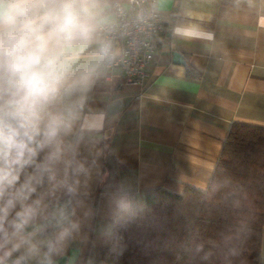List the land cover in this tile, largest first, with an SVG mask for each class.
Wrapping results in <instances>:
<instances>
[{"label":"clouds","instance_id":"9594fccd","mask_svg":"<svg viewBox=\"0 0 264 264\" xmlns=\"http://www.w3.org/2000/svg\"><path fill=\"white\" fill-rule=\"evenodd\" d=\"M159 0H0V264H57L96 218L92 107ZM110 206L124 211L117 190Z\"/></svg>","mask_w":264,"mask_h":264},{"label":"crops","instance_id":"0c3cea01","mask_svg":"<svg viewBox=\"0 0 264 264\" xmlns=\"http://www.w3.org/2000/svg\"><path fill=\"white\" fill-rule=\"evenodd\" d=\"M159 10L164 28L142 96L121 68L95 90L92 107L106 113L97 214L57 264H112L114 192L127 209L144 206L148 190H206L232 125L264 127V0H159Z\"/></svg>","mask_w":264,"mask_h":264},{"label":"trees","instance_id":"16d2710c","mask_svg":"<svg viewBox=\"0 0 264 264\" xmlns=\"http://www.w3.org/2000/svg\"><path fill=\"white\" fill-rule=\"evenodd\" d=\"M145 199L114 218L112 264H263L264 127L232 125L206 190Z\"/></svg>","mask_w":264,"mask_h":264},{"label":"built area","instance_id":"2783aa9c","mask_svg":"<svg viewBox=\"0 0 264 264\" xmlns=\"http://www.w3.org/2000/svg\"><path fill=\"white\" fill-rule=\"evenodd\" d=\"M160 10L154 19L143 30L133 29L123 41L124 55L114 68H121L125 81L139 87L137 95L140 98L149 83V67L154 60L158 44L156 33L163 29Z\"/></svg>","mask_w":264,"mask_h":264},{"label":"water","instance_id":"95a60500","mask_svg":"<svg viewBox=\"0 0 264 264\" xmlns=\"http://www.w3.org/2000/svg\"><path fill=\"white\" fill-rule=\"evenodd\" d=\"M175 59H176V61H181V62L184 61L182 56L180 54H178V53L175 54Z\"/></svg>","mask_w":264,"mask_h":264}]
</instances>
